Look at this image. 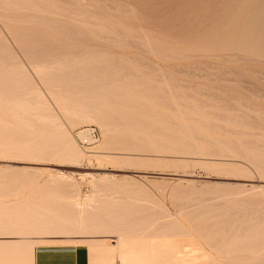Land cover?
Returning <instances> with one entry per match:
<instances>
[{
  "label": "rangeland",
  "instance_id": "rangeland-1",
  "mask_svg": "<svg viewBox=\"0 0 264 264\" xmlns=\"http://www.w3.org/2000/svg\"><path fill=\"white\" fill-rule=\"evenodd\" d=\"M15 1H20V3L18 2L19 5H28L24 7L21 5L18 7L20 9H13L14 11L9 8L4 10V8L0 7V9L2 8L4 10H0V66H2L0 67V77L2 76L1 78H4V80L0 78V96L4 98L11 96L10 94H12V90L17 89V92L21 93V96H23H19L20 98L23 99L25 95L30 99L32 97L35 98L34 101L33 98L31 99L33 103L35 102L34 104H31L35 106L37 100L40 99L38 96L42 95V102L47 103H44L46 105L42 104V108L45 109L47 108L45 106H49L51 109L48 108L46 110L50 109L48 113L52 110L56 118L53 119L54 116L52 113L51 115L49 114L52 119L49 118L48 115L44 114L45 112H43L44 110H42V108L40 111L37 110L39 114L43 113L44 117H46L45 119L48 123L44 121L45 119L42 121H44L43 123L46 122L51 127L50 129L48 126V131L45 129V127H47L46 124L42 129V121H36L37 123H40L39 125L36 124L35 120H41V118L38 119L37 117L39 114H31L32 116L25 115L26 117L23 116V118L18 116L19 118H17V116L15 117V115L7 110V107H2L3 104L0 103V115L2 114L1 112H3V110L1 111L2 108L5 109L4 113L6 111V115H3V113L2 118L0 117V204L2 202L4 206H10L15 203V201L21 202L23 200L34 198L35 200H39L42 196L46 197V195L43 194L47 192L44 191L50 189L55 193L53 192L51 197L49 194L52 193V191L50 190V192L48 191L49 194L47 193V197L49 196L51 199L50 203H52L51 207L47 204V207L49 208H52V206L59 203V201H62L63 204L64 199V202L66 201L64 206L66 207L65 204H67V206L70 207L68 203L73 202L72 200H78L80 204L81 202L83 204V200L87 197H90L96 204H106L109 201L115 200V198L118 200L120 199L119 201H122V203H126L127 200L130 199L138 198L140 201L142 200L140 205L144 207L152 206V210L150 209L151 214L149 211L143 212V216H146V218L150 215L154 216L155 214L153 213H156L157 215L155 216H158L168 212L169 214L166 213V215H169L168 217H173L174 215V218H176L171 219L174 221L177 220L179 224L182 223L181 226L183 227V230H185V228L187 229L185 235L180 234L167 237V234L161 232V234H164L166 237L163 235L160 237L158 236V232H160L158 229L161 228L155 226L153 229L151 228L148 230L150 233L152 232L151 234H132V236L134 235L133 237L128 236L122 241L120 245L121 248L118 246L117 234L112 230L106 231L105 233L103 232L104 234H97L94 232L80 234L75 233L74 231L70 233L72 230H69V232L66 231L64 234L56 235H44L40 231H38L39 233H33V231L28 232L23 229L21 235L9 232V230V233L5 231L0 233V242L28 243L33 244V246L35 243L37 245H76L79 243H85V241L77 242V240H102L105 238L108 244L113 245L110 249L113 253L114 260L116 259L120 263L119 252H123L125 256L129 255L127 257L128 259H126L130 264H256L264 258V227H262V225L264 226V219L263 223L262 220L261 223L259 222L260 220L258 221V219L264 218V209L261 208H264V206H262L264 205V58L260 57L257 53H251L252 55L247 54V56L246 53L234 49V46L232 45L237 39H239V31H242L243 27L242 20H246L247 17L252 16L261 9L264 10V0ZM28 1L29 3H27ZM67 1H69V3ZM46 5H48V7ZM31 6L35 8L30 9L32 8ZM36 6L38 8L40 7L38 11L35 10ZM50 6L52 8H50ZM53 8L54 10L52 11ZM47 9H49V12ZM29 10L32 11L29 12ZM56 10H58V12H55ZM67 11H72V13L68 14ZM73 11L76 12V14L74 13L76 16L73 14ZM62 12L64 13L62 14ZM51 22L54 23L51 25ZM59 22L62 25H60ZM50 26H53L52 29ZM216 40H219V42L222 43L223 47L221 50L211 47L212 43ZM237 58H239V61ZM244 58L247 60L250 58V61H247ZM64 60H66V62H64ZM74 60L77 63L74 62V64L79 65L81 63V66L82 64L87 66L88 63H90L91 66L88 65V68L85 66L88 75L84 71L85 68H83V66L79 69V71L81 70L80 72L72 71L75 68V65L72 62ZM61 61L63 64H61ZM67 61L71 62V64L68 63L66 65L65 63H67ZM86 61L87 64H84ZM58 62H60V64H57ZM2 63H5L3 64L5 66L1 65ZM10 63H13L16 66L17 64L22 65V67H20L26 70V74H28L26 77L27 79L24 80L20 78L18 80L17 78V81H13L17 76L14 70V73L12 72L11 74V76L14 77L13 80L7 77L5 78L3 75L6 73V69L9 68L7 66H10ZM13 64H11V67L14 66ZM34 64L38 67L37 69ZM100 64L102 67L101 73L99 70L100 68H98V65ZM19 65L17 67H19ZM58 65L61 66L62 72L59 71L60 67ZM65 65L66 67H64ZM69 65L74 67H69ZM40 67L42 69H47L48 71L49 69H51V71L56 70L58 76L53 73L55 75L52 80L51 78H53V74L51 71L49 72L52 74V77L49 78L50 76H47L48 71L45 73L46 70H41L44 71L43 74H46L45 76L47 77L42 79V77H40V70L39 72H36ZM2 68H5L3 69L4 71ZM82 69L84 72H82ZM91 69L93 71L95 69L97 70H95L96 72L94 71L95 74H93L94 72L92 73ZM64 71H67L68 73H63ZM58 72L61 76L64 74L67 76L66 74H69L71 79L69 77L65 79L63 76L61 79L63 82L60 81V79V82H58L56 77L61 78ZM37 73L39 75H37ZM89 73L92 75H89ZM97 75H99L100 78H97L95 81L94 78H96ZM73 76L80 80L86 76V79H83V84L78 79L81 82L80 84ZM89 77L90 79L88 80L90 82L88 83L87 78ZM28 78H31L32 80ZM48 78L52 81L47 82L49 81ZM44 79L47 81H43ZM243 79L246 82H244ZM5 80L9 83L11 81V83H6ZM72 80V84L78 82L80 86L74 84L73 87L70 83ZM92 80L95 82H97V80L100 81H98L99 84H95ZM18 81L20 82L18 83ZM127 81L132 83L129 85ZM12 82H15L16 85ZM93 82L95 85H98V87L94 86ZM104 84L107 86L106 88L103 87L105 90L102 89V86H105ZM107 84L110 85L108 86ZM22 85L25 89L21 87ZM61 87L63 90L68 88L66 92L64 91L65 93H69L70 91L68 97V93L65 95L63 90H61ZM65 87L67 88L64 89ZM27 88H33L34 90L38 88L40 93L33 89L32 92H30L31 90L28 92L29 89ZM82 88L84 90L81 92ZM107 88H110V91L108 90L109 92L107 91ZM124 88L126 89L125 91L123 90ZM140 88L142 89L141 91ZM88 89L92 90L91 92L94 94L93 96H95V94L107 96L110 93L114 94V92L115 94H118V96L115 94L109 95V100L111 99V96H113L111 103H109L108 98L107 100L90 98L92 96ZM95 89H97V91ZM143 89L147 91H144ZM149 90H153V94L155 91L156 92L153 95L150 94ZM119 91L121 95L119 94ZM122 91L126 95H124ZM148 91L150 96L148 95ZM253 91L254 94L252 93ZM2 92H4V94H2ZM17 92L16 94H18ZM130 92H134L135 94ZM160 93L162 95H160ZM71 95L72 97H70ZM147 96H149V98ZM162 96L164 98H162ZM26 97L24 98L25 100H27ZM115 97H119L118 99H121V101H117V98ZM159 97H161V101L159 100ZM59 98L63 99L60 100ZM113 98L116 99V103L113 102ZM71 99L74 101L76 100V102L83 101L85 104L90 103L95 109H98L97 107L99 105L96 104L98 103L97 100L100 103H105L106 107L104 106L103 110L105 109L106 115L108 116L107 118L110 119V125L107 122H104L105 124H102L104 126H101L100 124L99 126L98 123H95L96 120H94V122H92L93 120L87 122V119H84V121L82 120L84 123L75 119L71 120L74 116L72 115L74 113L71 114L73 110L71 108L68 109V107H71L74 103V101H70ZM69 101L72 103L71 105H69ZM138 101L140 103H136ZM175 101L179 104L186 105L185 107L183 105L180 106L179 109L186 110L187 113L185 114L184 121L186 125H189L190 127L188 130L192 131L181 130L182 133L179 132L180 125H182V119H179V116L173 113L168 105ZM63 102H67L66 104L68 107H66V104L64 105ZM118 102H123L125 106H129V104H126L127 102H132L134 103L132 105L130 103L132 109L134 105H138L139 108H141V112H132L131 107H129V112V109H125L127 106L123 108L124 104H119ZM110 104L113 106H110ZM187 104L190 105L188 106ZM115 105L119 109L123 108V111H118V108L115 110ZM118 105L122 106L119 107ZM64 106L67 110H72L70 114L68 111L67 115V110ZM187 106L196 108L197 111L195 112L188 109L186 108ZM142 109L147 112L149 109H152L154 110L152 111L154 113H147L149 115L147 116L146 112ZM63 111L65 112L63 113ZM115 111L119 112L120 116H114L116 114ZM142 111L145 114H142ZM164 114H168L172 121H163L164 119L162 118H164ZM116 115L119 114L117 113ZM27 116H29V118L31 117V119ZM34 116H36L37 119ZM154 116L157 118H154ZM134 117H137L136 119L140 121L135 120ZM24 118H27L30 121L24 123V120H27ZM47 118H49L50 122L52 120V123L56 122L55 126L57 124V127L53 128L52 125H50L52 123H50ZM107 118H105V120H107ZM114 118L116 119V123ZM131 118L133 121L130 120ZM194 118H197L200 122H203L205 119V122L203 123L208 122L207 124L209 126V123H214L216 126H212L214 128H211L207 127V125L205 128L204 125L206 124L202 123L201 125L199 121H193ZM109 119L107 121H109ZM145 119H148L150 123H154L152 125H157L160 129L155 126L154 129L148 121L145 122ZM252 119L256 120L257 123L259 121V123L262 122V124H260L261 126L256 127V122L254 120L252 122ZM117 121H119V123ZM121 121L129 123L127 124L129 125L127 126L129 128L125 127ZM160 121L162 123H160ZM135 122H137V124ZM140 122L144 124V126ZM146 123L148 126H145ZM167 125L168 127H166ZM118 126H120L119 129H117ZM137 126H140L141 128H138ZM135 127L137 128L136 130H134ZM58 128L60 129L59 131L66 134L65 137H69V140L71 139L72 142L67 139L69 141V143H67L68 141L66 138L61 136L64 135L62 133L60 134L61 137L58 136L57 138L56 135L60 133ZM143 128H145L144 133ZM162 128L165 132L170 134L171 139L168 138L170 136L167 133H163L164 131ZM55 129H57V133H52ZM88 129H95V140H89V134H87L88 136L81 135V132L83 133L85 130L89 131ZM159 130L162 131L159 132ZM156 132L164 134L165 138L158 135ZM188 132L189 134L191 132L194 134L189 135ZM53 134L54 136H52ZM113 134L118 135L114 138L116 135L114 136ZM130 136L133 138L131 139ZM15 137L16 140L14 139ZM53 137L57 139L60 137V140H55ZM110 137L113 138V140ZM158 137L162 138L158 139ZM17 138L19 140H17ZM61 138H63V140L65 139L66 142L62 141V145L60 146V144H58V146L62 148L64 147L65 149H61V152H58L60 151V147L56 144L62 140ZM151 138H154L153 141ZM114 140L119 144H115ZM185 140L189 142L185 143ZM56 141L59 142L56 143ZM121 142H123V145ZM134 142L139 145L136 146ZM53 143H55L54 146ZM63 143L66 144L63 146ZM111 143L113 144L111 145ZM69 144L70 146L73 145L72 147L75 148L78 153H74L75 149L72 151L73 148L71 149ZM140 144H143L144 147ZM145 144L149 147H146ZM190 144L191 146L194 144V147H191ZM195 144L198 147H196ZM125 145L132 146L133 148ZM51 146L55 148H50ZM180 146H182V149L179 148ZM56 147L58 148L56 149ZM54 149L55 151H53ZM69 149L71 151H69ZM180 149L181 152L179 151ZM46 151H48L49 154L48 152L46 153ZM196 151L199 152L197 153ZM53 152H55V155ZM56 152L60 153V156ZM67 153L74 154V158L68 156V159L66 156L69 154ZM176 173L177 175L190 176V178L187 182L179 181ZM103 178L110 181L103 180ZM5 180H7V182ZM2 188H4V190ZM9 190L13 191V195L10 194L12 196L8 197L6 196V192ZM17 191H20L18 192L19 195H16L18 194ZM56 193L57 197L54 196ZM39 194L41 197L37 196ZM2 196H4V198ZM45 197H42L41 199L45 200ZM47 197L45 201L49 199ZM52 198L54 199L52 200ZM145 198L147 199L144 200ZM238 206H242V211L247 207L248 211H250H243V213L240 210V212L239 209H241V207L238 208ZM66 208H62L61 211L63 212L64 210V213L66 212L65 214L70 215L71 211L69 209H72V207L67 208L68 211H70V214L66 211ZM251 209H254L255 212ZM73 210L74 208L72 209V213H74ZM77 210L78 209L75 208V211ZM196 212H199L200 215ZM201 213L203 214L201 215ZM192 214H196L197 217H193ZM176 215H178V217ZM184 215L186 218H183L182 221L181 218L182 216L184 217ZM189 215H192L193 219ZM206 217L209 219V224H211V222L214 224V226L211 224V227H214V229H211L209 224H204V222L207 221ZM227 218L232 220L236 218L237 220L232 223V220H226ZM252 218L255 219V221ZM217 219H219L220 222L225 220L226 224L228 223L230 226L235 225L237 226V229L234 228L235 226H229V228L228 225L226 226L225 223L222 222V224H224L223 226L226 228L224 231V227L219 225L220 222ZM248 219L250 221L246 222V224L248 223L247 225L245 222L243 223V220L246 221ZM185 220L186 222H184ZM192 220L193 224L191 222ZM200 221L203 222V225ZM213 221H215L217 225H215ZM236 221L243 224L236 223ZM190 224L193 225L192 228L195 231L191 228L192 225ZM237 224L243 227L241 228V226H239L238 228ZM252 224L256 227L254 225L253 227ZM194 225L202 227L197 229L198 227L196 228ZM215 226L219 228L216 227L217 230H215ZM227 227L229 228V231ZM246 227H248L247 230H243L246 229ZM205 229L208 232L205 231ZM218 229H222L221 233ZM240 229H242L241 232ZM202 230L206 234L205 236H201V234H204ZM217 231H219V233ZM187 233L191 236L187 235ZM212 234L215 237L213 240L217 242L216 244L218 247L217 245L212 244V242L215 243V241L211 240ZM207 235L210 236V239H208L209 236ZM232 236L235 237L234 240L233 238L231 239ZM261 240L263 241L261 242ZM231 241L233 243H231ZM208 244L211 245L209 246ZM238 245L241 246V249ZM260 245H262L261 247L263 248L261 250ZM243 246L247 248V251ZM121 257L124 258L122 255ZM137 259L140 260L136 261ZM123 261L124 260L122 259V262Z\"/></svg>",
  "mask_w": 264,
  "mask_h": 264
},
{
  "label": "bare ground",
  "instance_id": "bare-ground-1",
  "mask_svg": "<svg viewBox=\"0 0 264 264\" xmlns=\"http://www.w3.org/2000/svg\"><path fill=\"white\" fill-rule=\"evenodd\" d=\"M23 1V0H22ZM21 1V2H22ZM30 1H32V0H30ZM44 1V0H43ZM47 1V0H46ZM0 2H1V4H0V7H2V8H4V10L5 9H11V10H17V8L18 7H20L21 5H22V7H24V6H27V5H25L24 4V6H23V4H21V5H19V3H20V1H15V0H0ZM25 2V1H24ZM68 3H69V1H67ZM26 3V2H25ZM27 3H29V1L27 2ZM31 3V2H30ZM33 3H34V1H33ZM46 3H48V2H46ZM71 3V2H70ZM112 3V2H111ZM42 4H43V2H42ZM51 4V3H50ZM67 4V3H66ZM72 4V3H71ZM32 5V4H31ZM45 5V4H44ZM65 5V4H64ZM30 6V5H29ZM47 7H48V5H46ZM58 6V5H57ZM32 8H30V9H34L33 8V6H31ZM68 7V6H67ZM0 9V10H3V9ZM27 8V7H26ZM29 8V7H28ZM40 8V7H39ZM39 8L36 6V9L35 10H39ZM41 8H43V7H41ZM50 8H52L51 6H50ZM49 8V9H50ZM18 9H20V8H18ZM49 9H47V11L49 12ZM64 9V8H63ZM3 10V11H4ZM11 10H10V12H11ZM13 10V11H14ZM54 10V8L52 9V11ZM65 10V9H64ZM75 10V9H74ZM19 11V10H18ZM21 11V10H20ZM24 11H26V10H24ZM30 11H32V10H29V12ZM51 11V10H50ZM51 11V12H52ZM66 11V10H65ZM34 12V11H33ZM32 12V13H33ZM44 12V11H43ZM55 12H58V10H56ZM68 12V14L70 13H72V11H67ZM79 12V11H78ZM77 12V13H78ZM13 13H15V12H13ZM59 13H61V12H59ZM64 12H62V14H63ZM76 14V12H74L73 11V14ZM130 13V12H129ZM128 13V14H129ZM31 14V13H30ZM42 14V13H41ZM50 14V13H49ZM54 14V13H53ZM74 14V15H75ZM33 15V14H32ZM59 15V14H58ZM65 15V14H64ZM79 15V14H78ZM97 15V14H96ZM134 15V14H133ZM132 15V16H133ZM37 16V15H36ZM62 16V15H61ZM68 16V15H67ZM76 16V15H75ZM99 16V15H98ZM131 16V17H132ZM23 17H24V15H23ZM73 17V16H72ZM78 17V16H77ZM134 17V16H133ZM29 18V17H28ZM33 18V17H32ZM75 18V17H74ZM73 18V19H74ZM234 18H236V17H234ZM48 19V18H47ZM83 19V18H82ZM26 20V19H25ZM80 20V19H79ZM86 20V19H85ZM11 21V20H10ZM24 21V20H23ZM36 21V20H35ZM77 21V20H76ZM83 21V20H82ZM38 22H39V20H38ZM42 23V22H41ZM40 23V24H41ZM52 23H54V22H51V25H52ZM58 23V22H57ZM60 23V22H59ZM113 23H115V22H113ZM49 24V23H48ZM59 25V24H58ZM60 25H62L61 23H60ZM66 25V24H65ZM210 25V24H209ZM242 31H239V39H237L236 40V42H234L232 45L234 46V49H236V50H238V51H241V52H243V53H246V55L248 54H251V53H257L260 57H262V58H264V10L263 9H261L259 12H256V13H254L252 16H249V17H247V19L246 20H242ZM51 27V26H50ZM53 27V26H52ZM52 27H51V29H52ZM69 27V26H68ZM84 27V26H83ZM54 29V28H53ZM50 30V29H49ZM59 30V29H58ZM64 30H65V28H64ZM69 30V29H68ZM239 30V29H238ZM54 31H55V29H54ZM110 31V30H109ZM57 32V31H56ZM121 32V31H120ZM226 32V31H225ZM111 33V32H110ZM237 33V32H236ZM61 34H63V33H61ZM65 34V33H64ZM119 35V34H118ZM121 35H123V34H121ZM69 36H70V33H69ZM127 36V35H126ZM66 37V36H65ZM116 37H117V35H116ZM119 37V36H118ZM221 37V36H220ZM36 38V37H35ZM142 38V37H141ZM222 38V37H221ZM33 39V38H32ZM38 39H39V37H38ZM111 39V38H110ZM35 40V39H34ZM115 40H117V39H115ZM122 40V39H121ZM118 41V40H117ZM124 41V40H123ZM82 42V41H81ZM26 43V42H25ZM3 44V43H2ZM6 44V43H5ZM30 44V43H29ZM30 46V45H29ZM48 46V45H47ZM50 46V45H49ZM23 47H25V46H23ZM35 47V46H34ZM45 47V46H44ZM53 47V46H52ZM150 47V46H149ZM211 47L212 48H215V49H220L221 50V48L223 47L222 46V43L221 42H219V40H216V41H214L213 43H212V45H211ZM58 48V47H57ZM196 48V47H195ZM40 49V48H39ZM55 49V48H54ZM9 50V49H8ZM62 50V49H61ZM233 50V49H232ZM36 51V50H35ZM39 51H41V50H39ZM44 51V50H43ZM4 52H6V51H4ZM10 52V51H9ZM13 52V51H12ZM69 52V51H68ZM42 53V52H41ZM47 53V52H46ZM73 53V52H72ZM8 54V53H7ZM40 54V53H39ZM75 54V53H74ZM73 54V55H74ZM5 55V54H4ZM3 55V56H4ZM41 55V54H40ZM190 55V54H189ZM247 55V56H248ZM252 55V54H251ZM64 56V55H63ZM71 56V55H70ZM103 56V55H102ZM35 57H36V55H35ZM40 57V56H39ZM79 57V56H78ZM208 57V56H207ZM231 57H233V56H231ZM259 57V58H260ZM5 58V57H4ZM217 58V57H216ZM221 58H223V57H221ZM229 58V57H228ZM236 58V57H235ZM241 58H242V56H241ZM71 59V58H70ZM219 59V58H218ZM231 59V58H230ZM238 59V61H239V58H237ZM236 59V60H237ZM245 60H247L246 58H244ZM261 59V58H260ZM0 60H1V58H0ZM7 60V59H6ZM10 60H11V58H10ZM10 60H9V62H10ZM16 60H17V58H16ZM68 60V59H67ZM227 60V59H226ZM234 60V59H233ZM19 61V60H18ZM55 61H57V60H55ZM70 61V60H69ZM69 61H67V63H65L66 65L69 63V64H71V62H69ZM76 61H77V59H76ZM83 61V60H82ZM85 61V60H84ZM230 61V60H229ZM238 61H236V62H238ZM241 61V60H240ZM247 61H250V58L247 60ZM256 61V60H255ZM4 62V61H3ZM15 62V61H14ZM40 62H41V60H40ZM47 62V61H46ZM64 62H66V60H64ZM73 62V64H74V62H75V60L74 61H72ZM78 62V61H77ZM89 62H90V60H89ZM97 62V61H96ZM222 62V61H221ZM233 62V61H232ZM234 62H235V60H234ZM16 63V62H15ZM44 63H45V61H44ZM52 63V62H51ZM76 63V62H75ZM80 63V62H79ZM227 63V62H226ZM3 64H5V63H2L1 65H3ZM11 64H13V63H10L9 65L10 66H7V67H9V68H7L6 69V73H4V77L6 78H9V79H12L13 80V78L14 77H12L11 76V74H12V72L14 73V71H15V74L18 76H16V78L13 80V81H15L17 78H18V80L21 78V79H27L26 77L28 76V74H26V70H24L23 68H21L22 67V65H19V64H17V66L19 65V67H17L16 65H14V66H12L11 67ZM54 64V63H53ZM57 64H60V62H58ZM57 64H55V65H57ZM61 64H63V62L61 61ZM77 64V63H76ZM76 64H74L75 65V68L72 70L73 72H77V71H79V69H81L82 68V66H83V68H85V66L82 64V66L80 65H76ZM84 64H87V61L84 63ZM93 64V63H92ZM39 65V64H38ZM54 65V66H55ZM66 65L64 66V67H66ZM88 65H90V63H88ZM86 66L87 68L89 67V66ZM97 65V64H96ZM236 65H237V63H236ZM3 66H5V65H3ZM16 66V67H15ZM21 66V67H20ZM34 66H35V64H34ZM53 66V67H54ZM59 66V65H58ZM70 66H72V65H69V67ZM91 66V65H90ZM99 67L98 68H100L99 70H100V73L102 72L101 70V64L100 65H98ZM103 66V65H102ZM110 66V65H109ZM118 66V65H117ZM0 67H2V66H0ZM11 67V68H10ZM36 67V66H35ZM35 67H33V68H35ZM48 67V66H47ZM60 67V70L59 71H61L62 72V68H61V66H59ZM72 67H74V66H72ZM107 67V66H106ZM210 67V66H209ZM234 67V66H233ZM38 67H36V69H37ZM46 68V67H45ZM93 68V67H92ZM96 68V67H95ZM98 68H96V69H98ZM109 68V67H108ZM213 68V67H212ZM1 69V68H0ZM3 69H5V68H2V70ZM36 69H35V71H36ZM56 69V68H55ZM90 69V68H89ZM95 69V70H96ZM107 69V68H106ZM240 69V68H239ZM14 70V71H13ZM39 70H40V72H41V76L40 77H42V79L43 78H47L45 75L46 74H43L44 73V71H41V70H46L45 71V73H47V69H42L41 67H40V69H38L36 72H39ZM64 70V69H63ZM92 70V69H91ZM94 70V71H95ZM116 70V69H115ZM242 70V69H241ZM4 71V70H3ZM49 71H51V69H49ZM48 71V75L47 76H50L49 78H51L52 77V74L53 73H55V74H57L56 73V70L54 71V70H52L51 72H52V74L50 73ZM54 71V72H53ZM81 71V70H80ZM79 71V72H80ZM86 73L88 72L87 70H86V68H85V70H84ZM83 71V69H82V72H84ZM93 70H92V73L94 72ZM97 71V70H96ZM95 71V72H96ZM243 71H244V69H243ZM68 73L67 71H64L63 73ZM90 72V71H89ZM95 72L93 73V74H95ZM232 72V71H231ZM49 73H50V75H49ZM59 73V72H58ZM234 73H237V72H234ZM2 74V73H1ZM42 74H43V76H42ZM55 74H53V78H51L52 80L54 79V75ZM91 73H89V75H90ZM104 74V73H103ZM227 74V73H226ZM14 75V74H13ZM37 75H39L38 73H37ZM67 76H65V74L63 75L64 77H65V79L67 78V77H69V74H66ZM87 75H88V73H87ZM86 75V76H87ZM92 75V74H91ZM105 75H106V73H105ZM104 75V76H105ZM234 75V74H233ZM240 75V74H239ZM36 76V75H35ZM45 76V77H44ZM57 76H58V74H57ZM59 76H61L60 75V73H59ZM63 76H61V78H59V77H56L57 78V80H58V82H60V81H62L61 79H62V77ZM86 76H84L85 78H83L84 80L86 79ZM97 76H99V75H97ZM96 76V78H94V80L96 81V79L98 78H100V76H101V74H100V76L99 77H97ZM220 76V75H219ZM2 77V76H1ZM0 77V78H1ZM74 78H75V76H73ZM77 77V76H76ZM79 77V76H78ZM230 77V76H229ZM228 77V78H229ZM238 77V76H237ZM243 77V76H242ZM48 78V79H49ZM55 78V79H56ZM70 78V77H69ZM81 78V77H80ZM111 78V77H110ZM157 78V77H156ZM227 78V79H228ZM232 78V77H231ZM2 79V78H1ZM28 79H30V80H32L31 78H28ZM42 79H40V80H42ZM51 79H49V81H47L46 79H44L43 81H47V82H50V81H52ZM59 79H60V81H59ZM71 79V78H70ZM75 79H77V78H75ZM79 79V78H78ZM77 79V80H78ZM83 79H79L81 82H82V84L84 83L83 81ZM88 79H90V77L89 78H87V80ZM264 79V78H263ZM2 80H4V78L2 79ZM8 80V79H7ZM23 80V81H24ZM78 80V82L81 84V82ZM87 80H86V83H87ZM94 80H92V81H94ZM103 80V79H102ZM244 80V79H243ZM17 81V80H16ZM21 81V80H20ZM20 81H18V83L20 82ZM28 81V80H27ZM55 81V80H54ZM54 81H53V83H54ZM66 81V80H65ZM94 81V82H95ZM98 81H100V80H97V82H95V84H99V82ZM229 81V80H228ZM231 81H232V79H231ZM235 81V80H234ZM5 82H6V80H5ZM29 82V81H28ZM46 82V83H47ZM63 82V81H62ZM62 82H61V84H62ZM69 82V81H68ZM72 82H73V80L72 81H70V83L72 84ZM78 82L77 83H74V84H78ZM90 81L88 80V83H89ZM94 82H93V84H94ZM244 82H246L245 80H244ZM6 83H9V82H6ZM10 83H11V81H10ZM9 83V84H10ZM12 83H14L15 84V82H12ZM22 83V82H21ZM45 83V84H46ZM127 83H129V85L132 83V82H129V81H127ZM126 83V84H127ZM234 83V82H233ZM249 83V82H248ZM247 83V84H248ZM252 83V82H251ZM23 84H24V82H23ZM33 84V83H32ZM49 84V83H48ZM60 84V83H59ZM58 84V85H59ZM67 84V83H66ZM66 84H64V85H66ZM74 84H72V86L74 85ZM91 84V83H90ZM90 84H88V85H90ZM94 84V86H97L98 87V85H95ZM102 84V83H101ZM147 84V83H146ZM16 85V84H15ZM54 85H56V84H54ZM53 85V86H54ZM69 85V84H68ZM75 85V86H76ZM79 85V84H78ZM77 85V86H78ZM105 85V84H104ZM108 86L110 85V84H107ZM4 86V85H3ZM6 86V85H5ZM12 86V85H11ZM25 86V85H24ZM28 86V85H27ZM62 86V85H61ZM80 86V85H79ZM91 86H92V84H91ZM18 87V86H17ZM21 87H23V85L21 86ZM68 87V86H67ZM67 87H65L64 89H66ZM74 87V86H73ZM97 87H95V88H97ZM101 87V86H100ZM103 87H107L106 85L105 86H102V89H104ZM146 87V86H145ZM3 88V87H2ZM4 88H6V87H4ZM15 88V87H14ZM19 88V87H18ZM24 88V87H23ZM23 88H21V89H23ZM50 88V87H49ZM58 88V87H57ZM126 88H127V86H126ZM229 88V87H228ZM1 89V88H0ZM7 89H8V86H7ZM6 89V90H7ZM25 89V88H24ZM27 89H29V88H27ZM33 89V88H32ZM32 89H29L28 90V92L30 91V92H32ZM68 89V88H67ZM67 89L66 90H63L62 89V87H61V90H63V93L66 95L67 93H65L66 91H67ZM115 89V88H114ZM244 89H246V88H244ZM249 89V88H248ZM256 89V88H255ZM261 89V88H260ZM10 90H11V88H10ZM20 90V89H19ZM34 90V89H33ZM35 90H37L38 91V88L37 89H35ZM34 90V91H35ZM84 89L82 88V90H81V92L83 91ZM96 91H97V89H95ZM105 90V89H104ZM110 91V88L108 89L107 88V91ZM124 91L126 90L125 88L123 89ZM136 90H138V89H136ZM142 89L140 88V91H141ZM144 91H147V90H145V89H143ZM250 90V89H249ZM15 91V92H14ZM65 91V92H64ZM88 91H89V93H91V96L92 97H90V98H98V99H105V100H107V98H108V100H109V98H110V96L109 95H114L115 94V92H114V94H112V93H110L109 95H107V96H109V97H107L106 95H96L95 94V96H93L94 94H92V90H90V89H88ZM87 91V92H88ZM102 91V90H101ZM108 91V92H109ZM111 91H114V90H111ZM121 91V90H120ZM120 91H119V94L121 95V93H120ZM139 91V90H138ZM150 91V90H149ZM149 91H148V95L150 96V94H153V90L152 91H150V94H149ZM167 91V90H166ZM260 91V90H259ZM16 92H17V89L16 90H12V94H10L11 96H8V97H6V98H4V97H2V96H0V103L1 104H3L2 105V107H4V108H6L7 107V110H9L10 112H11V114H13V115H15V117L17 116V118H19L20 116V118H23V116L24 117H26L25 115H33V114H39V112L38 111H40V109L42 108V104H44V103H46V102H42V95L41 96H38V97H40V99L39 100H37V103L35 104V106H33L32 104H34L33 102H32V98L30 99V98H27L26 97V95H25V97L27 98V100H25L24 98L22 99V98H20L19 96H21V93H18V94H20V95H18V94H16ZM39 93H40V91H38ZM38 92H36L37 94H39ZM107 92V93H108ZM152 92V93H151ZM156 92V91H155ZM155 92H154V94H155ZM7 93H8V91H7ZM56 93V92H55ZM72 93V92H71ZM122 93L124 94V95H126L123 91H122ZM126 93H127V91H126ZM130 93H134V92H130ZM166 93H168V92H166ZM253 94H254V91L252 92ZM2 94H4V92H2ZM135 94V93H134ZM139 94V93H138ZM153 94V95H154ZM68 95H70V91H69V93L67 94V97H68ZM116 96H118V94H115ZM130 95V94H129ZM129 95H127V96H129ZM146 95V94H145ZM160 95H162L161 93H160ZM181 95V94H180ZM28 96V95H27ZM30 96V95H29ZM33 96V95H32ZM149 96H147L148 98H149ZM216 96V95H215ZM264 96V95H263ZM21 97H23V96H21ZM35 97V96H34ZM70 97H72V95L70 96ZM82 97V96H81ZM112 97L113 96H111V99H112ZM125 97V96H124ZM130 97V96H129ZM158 97V96H157ZM223 97V96H222ZM76 98H78V97H76ZM115 98H117V97H115ZM115 98H113V102H115L116 103V99ZM119 98V97H118ZM117 98V101L118 100H120L121 101V99H118ZM153 98V97H152ZM155 98H156V96H155ZM154 98V99H155ZM161 97H159V100L161 101V99H160ZM162 98H164L163 96H162ZM221 98V97H220ZM257 98V97H256ZM31 100V102H30V100ZM44 99V98H43ZM60 99V98H59ZM61 99H63V98H61ZM60 99V100H61ZM73 99H75V98H73ZM73 99H71L70 101H74ZM111 99L108 101L109 103H111ZM115 99V100H114ZM131 99H133V98H131ZM167 99H168V96H167ZM35 100V98H33V101ZM89 100V99H88ZM87 100V101H88ZM138 100V99H137ZM141 100V99H140ZM171 100V99H170ZM220 100V99H219ZM62 101H65V100H62ZM62 101H60V102H62ZM70 101L68 102V103H70ZM90 101V100H89ZM132 101H134V100H132ZM159 101V102H160ZM172 101V100H171ZM91 102V101H90ZM97 102L98 103H96V104H99L98 105V109H95L94 107H92L91 106V104L89 103H87V104H85L83 101L82 102H76V100L74 101V105L72 104V103H70L69 105H71L72 104V106L71 107H68L67 106V102L66 103H64L63 102V104L65 105L66 104V107H68V109H72V110H67L66 108H65V106H64V108L67 110V115H68V111H69V114H70V112H71V114L72 113H74V114H72V115H74L72 118H71V120H78L79 122H82V120L84 121V119H87L86 121L87 122H89L90 120H93L92 122H94V120H96V122L95 123H98V125L100 124L101 126H104V125H102V124H105L106 122L109 124L110 123V119L109 118H107L108 116L106 115V112H105V109L103 110V107L105 106L106 107V104L105 103H100L98 100H97ZM32 103V104H31ZM77 103V104H76ZM119 104H124L123 102H118ZM130 103H131V105L132 104H134V103H132V102H127L126 104H129V106H125V104L123 105V108H125V109H129V112H130V108L129 107H131L130 106ZM136 103H140L139 101L138 102H136ZM161 103V102H160ZM163 103V102H162ZM165 103V102H164ZM47 104V103H46ZM46 104H44V105H46ZM59 104V103H58ZM109 105V104H108ZM107 105V106H108ZM112 104H110V106H111ZM167 105V104H166ZM169 106H170V108H171V110H172V112L173 113H175V114H177L178 116H179V119L181 118L182 119V125H180V130H179V132H181L182 133V131H192V130H188L190 127H189V125L187 126L186 125V123H185V114L187 113L186 112V110H180L179 109V107L180 106H186L185 104H179L178 102H174V103H172V104H168ZM188 105V104H187ZM190 105V104H189ZM188 105V106H189ZM229 105H230V103H229ZM94 106V105H93ZM96 106V105H95ZM113 106V105H112ZM119 107L120 106H122V105H118ZM186 107V108H188V109H191V110H193V111H197L196 110V108H193V107ZM209 106V105H208ZM45 107H47V108H45V109H43L42 108V110H44L43 112H45L44 114L45 115H48V117L49 118H51V113H52V115L54 116V118L53 119H55L56 117H55V115L53 114V111L51 112H49L48 113V111L51 109L49 106H45ZM62 107H63V105H62ZM61 107V108H62ZM87 107V108H86ZM109 107V106H108ZM115 107H116V105H115ZM164 107V106H163ZM168 107V106H167ZM231 107H232V104H231ZM0 108H1V106H0ZM9 108V109H8ZM48 108H50L49 110H46V109H48ZM118 107H116V108H114L115 110L117 109ZM122 108V107H121ZM123 108L122 109H119L118 108V111L119 110H122L123 111ZM144 108V107H143ZM151 108V107H150ZM183 108V107H182ZM63 109V108H62ZM65 109H63V110H65ZM114 109H111V110H114ZM131 109H132V107H131ZM141 108H139V106L138 105H134L133 106V109H132V112H136V111H140L141 112V110H140ZM145 109V108H144ZM148 109V108H147ZM3 110V112H1L2 114L4 113V110L5 109H1V111ZM38 110V111H37ZM42 110H41V112H42ZM65 110V111H66ZM98 110V111H97ZM108 110H109V108H108ZM143 110V109H142ZM157 110V109H156ZM242 110V109H241ZM9 111H8V113H9ZM65 111H63V113L65 112ZM110 111V110H109ZM126 111V110H125ZM124 111V112H125ZM144 111V110H143ZM142 111V114L144 113V112H146V114L147 113H149V114H152V113H154V112H152V111H154V110H152V109H149V111L147 112V111H144L143 112ZM116 112V111H115ZM127 112V111H126ZM129 112H127V113H129ZM131 112V113H132ZM137 112V113H138ZM244 112V111H243ZM242 112V113H243ZM5 113H6V111H5ZM3 114V115H6V114ZM110 113H111V111H110ZM119 114V115H116V114ZM126 113V114H127ZM172 113V114H173ZM2 114L0 115V117L2 118ZM10 114V115H11ZM43 114V113H42ZM42 114H39L37 117H38V119L39 118H41V120L39 121V120H35V122L36 121H38V122H41L42 120H44L46 117H44V114L42 115ZM50 114V115H49ZM115 114V113H114ZM116 114L114 115V116H120V113L119 112H116ZM125 114V113H124ZM145 114V113H144ZM156 114V113H155ZM9 115V114H8ZM31 115V116H32ZM106 115V116H105ZM123 115V114H122ZM136 115V114H135ZM134 115V116H135ZM247 115V114H246ZM19 116V117H18ZM36 116H34V117H36ZM70 116V115H69ZM68 116V117H69ZM124 116V115H123ZM147 116H149L148 114H147ZM177 116V117H178ZM221 116V115H220ZM10 117V116H9ZM28 118H29V116H27ZM37 117H36V119H37ZM42 117H44V118H42ZM125 117V116H124ZM124 117H122V118H124ZM133 117V116H132ZM14 118V117H13ZM49 118H47L48 119V121L50 122V120H49ZM105 118H107V120L109 119V121H107V120H105ZM117 118V117H116ZM135 118V120H138V119H136L137 117H134ZM140 118V117H139ZM154 118H157L156 116H154ZM162 118V117H161ZM176 118V117H175ZM187 118V117H186ZM237 118V117H236ZM235 118V119H236ZM242 118V117H241ZM240 118V119H241ZM24 119H27V118H24ZM29 119H31V117L29 118ZM34 119V118H33ZM52 119V118H51ZM69 119V118H68ZM115 119V118H114ZM113 119V120H114ZM141 119V118H140ZM144 119V118H143ZM162 119H164L163 121H172L171 120V117L167 114V115H165L164 114V118H162ZM161 119V120H162ZM178 119V120H179ZM192 119V118H191ZM225 119H227V118H225ZM3 120V119H2ZM5 120V119H4ZM20 120V119H19ZM81 120V121H80ZM130 120H132V118L130 119ZM146 121L145 122H147L148 121V119H145ZM150 120H151V118H150ZM174 120V119H173ZM197 120V118L195 119H193V121H196ZM205 120V119H204ZM203 120V122H205ZM244 120V119H243ZM243 120H240V121H243ZM249 120V119H248ZM253 120L254 119H252V122H253ZM22 121H23V119H22ZM21 121V122H22ZM26 121H30V120H24V123H26ZM32 121V120H31ZM34 121V120H33ZM44 121H46L47 122V120L45 119ZM44 121H42L41 122V126L43 125V127H42V129L45 127L44 125L46 124L47 125V127H45V129H47L48 130V122L46 123H43ZM55 121V120H54ZM56 121H58V120H56ZM85 121V122H86ZM115 121V123H116V119L114 120ZM133 121V120H132ZM138 121H140V120H138ZM137 121V122H138ZM153 121V120H152ZM197 121H199L200 122V120H197ZM255 122H256V120H254ZM257 121H259V120H257ZM105 122V123H104ZM118 123H119V121H117ZM121 122H123V121H121ZM137 122H135L136 124H137ZM149 122V121H148ZM203 122H200V124L202 125V123ZM207 122V121H206ZM248 122V121H247ZM260 122V121H259ZM257 123L256 122V124H258V125H256L255 123V126L257 127H259V126H261L260 124H262V122L261 123ZM50 123H52V120H51V122ZM49 123V124H50ZM56 123V122H55ZM55 123H52V124H50V125H52V127L54 128H56L57 127V124H56V126H55ZM58 123V122H57ZM75 123H76V121H75ZM82 123H84V122H82ZM131 123H133V122H131ZM130 123V124H131ZM141 123V122H140ZM160 123H162L161 121H160ZM208 123V122H207ZM207 123H203V124H206V125H204L205 126V128H206V126L208 125ZM232 123V122H231ZM15 124V123H14ZM21 124V123H20ZM22 124H23V122H22ZM36 124L37 125H39L40 123H37L36 122ZM53 124H54V126H53ZM60 124V123H59ZM79 124V123H78ZM107 124V125H108ZM125 127H127V126H129V125H127V124H129V123H122ZM139 124V123H138ZM142 124V123H141ZM140 124V125H141ZM147 124V123H146ZM145 124V126H148V124L146 125ZM149 124H154V123H150L149 122ZM156 124V123H155ZM170 124V123H169ZM168 124V125H169ZM172 124V123H171ZM210 124V126L208 125L207 127H211V128H214V127H212V126H216L214 123H209ZM239 124V123H238ZM237 124V125H238ZM24 125V124H23ZM28 126H30L29 124H27ZM99 125V126H100ZM110 125V124H109ZM116 125H118V124H116ZM120 125V124H119ZM143 126H144V124H142ZM162 125V124H161ZM168 125L166 126V127H168ZM241 125V124H240ZM16 126V125H15ZM41 126H39V127H41ZM59 126V125H58ZM142 126V127H143ZM153 126V128H154V126L155 125H152ZM170 126V125H169ZM204 126H203V129H204ZM11 127V126H10ZM23 127V126H22ZM25 127V126H24ZM111 127V126H110ZM109 127V128H110ZM122 127V126H121ZM138 128L140 127V126H137ZM155 127H158L157 125L155 126ZM163 127V126H162ZM171 127V126H170ZM244 127V126H243ZM49 128L51 129V127L49 126ZM61 128V127H60ZM100 128H102V127H100ZM108 128V129H109ZM120 128V126H118L117 127V129H119ZM127 128H129V127H127ZM141 128V127H140ZM146 128V127H145ZM145 128H143V133H144V129ZM149 128H150V125H149ZM159 129H160V127H158ZM174 128V127H173ZM219 128V127H218ZM12 129V128H11ZM44 129V130H45ZM62 129H63V127H62ZM105 129V128H104ZM134 129V128H133ZM137 128L135 127V129L134 130H136ZM155 129V128H154ZM154 129H153V131H154ZM210 129V128H209ZM264 129V128H263ZM39 130V129H38ZM47 130H45V131H47ZM60 129L58 128V131H59ZM112 130L114 131V129L112 128ZM157 130V129H156ZM162 130L164 131V129L162 128ZM162 130H159V132H161ZM182 130V131H181ZM208 130V129H207ZM43 131V130H42ZM49 131V130H48ZM57 131V129H55V131H51L52 133H55ZM115 131H116V129H115ZM117 131H119V130H117ZM131 131H133V130H131ZM168 131H170V130H168ZM12 132V131H11ZM60 132V133H59ZM58 133L59 134H55L56 136H57V138H58V136H60V134L62 133L61 131H59ZM88 131L87 130H85V132H81V135L83 134V135H86V136H88L87 133ZM129 132H130V130H129ZM134 132H136V131H134ZM155 132V131H154ZM178 132V131H177ZM195 132V131H194ZM242 132V131H241ZM57 133V132H56ZM67 133V132H66ZM152 133V132H151ZM157 133V132H156ZM163 133H167L168 134V132H163ZM171 133V132H170ZM39 134V133H38ZM49 134V133H48ZM47 134V135H48ZM62 134H64V133H62ZM158 135H160V136H162V137H164L165 138V136H164V134H159V133H157ZM187 134V133H186ZM188 134H189V132H188ZM187 134V135H188ZM194 134V133H193ZM192 134V132L189 134V135H193ZM5 135V134H4ZM44 135V134H43ZM43 135H42V137H43ZM65 135L66 134H64V135H61V136H64L65 137ZM114 136L116 135V134H113ZM118 135V134H117ZM117 135L114 137V138H116L117 137ZM150 135V134H149ZM154 135V134H153ZM169 136H170V134H168ZM172 135V134H171ZM184 135H185V133H184ZM188 135V136H189ZM240 135V134H239ZM52 136H54V134L52 135ZM60 136V137H61ZM70 136V135H69ZM112 136V135H111ZM155 136V135H154ZM177 136V135H176ZM187 136V137H188ZM263 136V135H262ZM3 137V136H2ZM6 137V136H5ZM47 137V136H46ZM60 137H59V139H57V138H55V137H53L55 140H60ZM63 137V138H64ZM109 137V136H108ZM113 137V136H112ZM121 137V136H120ZM131 137V136H130ZM145 137V136H144ZM152 137V136H151ZM157 137V136H156ZM155 137V138H156ZM162 137H160V138H162ZM168 137V136H167ZM173 137V136H172ZM190 137V136H189ZM198 137V136H197ZM63 138H61L62 140L59 142V141H56V143L57 142H59V143H57L56 145L58 146V144H60V146L62 145V141L64 142H66V140L68 139L69 140V137L68 138H66V140L64 139L63 140ZM86 138V137H85ZM111 138V137H110ZM109 138V139H110ZM133 137H131V139H132ZM136 138V137H135ZM159 137H158V139H160ZM163 138V139H164ZM168 138H170L171 139V136L170 137H168ZM15 140H16V137L14 138ZM112 140H113V138H111ZM130 139V138H129ZM147 139V138H146ZM150 139V138H149ZM152 139V138H151ZM154 139V138H153ZM153 139H152V141H153ZM163 139H161V140H163ZM185 139V138H184ZM14 140V141H15ZM17 140H19L18 138H17ZM46 140V139H45ZM53 140V139H52ZM54 140V141H55ZM67 140V141H68ZM134 140V139H133ZM135 140H138V139H135ZM139 140H141V139H139ZM143 140H144V138H143ZM165 140V139H164ZM253 140V139H252ZM53 141V142H54ZM69 141H71V139L69 140ZM69 141L67 142V143H69ZM151 141V142H152ZM155 141V140H154ZM172 141V140H171ZM180 141V140H179ZM186 142L185 143H187V142H189V141H187V140H185ZM250 141V140H249ZM15 142H17V141H15ZM19 142V141H18ZM72 142V141H71ZM111 142H113V141H111ZM131 142H133V141H131ZM130 142V143H131ZM157 142H159V141H157ZM157 142H155V143H157ZM248 142V141H247ZM257 142V141H256ZM10 143H11V141H10ZM9 143V144H10ZM20 143H23V142H20ZM19 143V144H20ZM47 143V142H46ZM51 143V142H50ZM114 143L115 144H119L118 142L116 143V141L114 140ZM122 143V145H123V142H121ZM135 143V142H134ZM138 143H139V141H138ZM182 143H183V140H182ZM250 143H251V141H250ZM8 144V145H9ZM54 144L55 143H53V146H54ZM66 143H63V146L65 145ZM113 143H111V145H112ZM136 144V143H135ZM135 144H134V146H135ZM7 145V144H6ZM12 145V144H11ZM46 145H48V144H46ZM50 145V144H49ZM137 145H139V144H136V146ZM141 146H143L144 147V145L143 144H140ZM164 145V144H163ZM196 145V144H195ZM17 146V145H16ZM26 146V145H25ZM60 146H58V147H60ZM69 146H70V144H69ZM73 146V145H72ZM72 146H70L71 147V149L73 148ZM125 146H127V147H130L129 145H125ZM132 146H133V144H132ZM131 146V147H132ZM135 146V147H136ZM140 146V147H141ZM145 146L146 147H149L148 145H146L145 144ZM184 146V145H183ZM190 146H191V144H190ZM237 146V145H236ZM20 147V146H19ZM58 147H56V149L58 148ZM117 147V146H116ZM115 147V148H116ZM124 147V146H123ZM130 147V148H131ZM161 147V146H160ZM182 146H180L179 148H181ZM186 147V146H185ZM191 147H194V144H193V146H191ZM196 147H198L197 145H196ZM8 148V147H7ZM50 148H55V147H50ZM50 148H48V149H50ZM126 148V147H125ZM133 148V147H132ZM177 148V147H176ZM189 148V147H188ZM35 149H37V148H35ZM43 149V148H42ZM61 149H65L64 147L62 148V147H60V151H58V152H61ZM74 149L75 148H73V150L72 151H74ZM100 149V148H99ZM128 149V148H127ZM145 149V148H144ZM154 149V148H153ZM163 149V148H162ZM182 149V148H181ZM181 149L179 150L180 152H181ZM184 149V148H183ZM187 149V148H186ZM185 149V150H186ZM196 149V148H195ZM199 149V148H198ZM29 150V149H28ZM38 150H39V148H38ZM40 150H41V147H40ZM67 150V149H66ZM190 150V149H189ZM43 151V150H42ZM51 151V150H50ZM53 151H55V149L53 150ZM57 151V150H56ZM69 151H71L70 149H69ZM187 151V150H186ZM43 152H45V151H43ZM48 151H46V153H47ZM65 152H67V151H65ZM80 152V151H79ZM103 152V151H102ZM172 152V151H171ZM197 152V151H196ZM199 152V151H198ZM197 152V153H198ZM42 153V152H41ZM54 153V155H55V152H53ZM57 153V152H56ZM74 153H78V152H76V149H75V151H74ZM186 153V152H185ZM192 153H194V152H192ZM48 154H49V152H48ZM57 154H59V156H60V153H57ZM63 154V153H62ZM67 154H69V155H67L66 157L69 159V157L70 158H74V154H72V153H67ZM53 155V154H52ZM64 155V154H63ZM62 155V156H63ZM78 155V154H77ZM82 155V154H81ZM69 156V157H68ZM80 156V155H79ZM77 158V157H76ZM122 158V157H121ZM67 159V160H68ZM115 159H117V158H115ZM124 159V158H123ZM125 160H127V159H125ZM127 161H129V160H127ZM133 161H135V160H133ZM262 163V162H261ZM261 168V167H260ZM264 168V167H263ZM262 170V169H261ZM260 171V170H259ZM176 176L178 177V180L179 181H188V179L190 178V176H185V175H177V173H176ZM4 179V178H3ZM2 179V180H3ZM6 179V178H5ZM11 180V179H10ZM13 180V179H12ZM103 180H108V179H104L103 178ZM193 180V179H192ZM6 182H7V180H5ZM19 181V180H18ZM56 181V180H55ZM108 181H110V180H108ZM114 181V180H113ZM259 181V180H258ZM11 182V181H10ZM15 182V181H14ZM17 182V181H16ZM23 182V181H22ZM58 182H59V180H58ZM191 182V181H190ZM193 182V181H192ZM252 182V181H251ZM261 182V181H260ZM114 183V182H113ZM108 185V184H107ZM118 185V184H117ZM13 186V185H12ZM15 186V185H14ZM111 186V185H110ZM109 186V187H110ZM115 186V185H114ZM128 186V185H127ZM119 187V186H118ZM113 188V187H112ZM186 188V187H185ZM262 188V187H261ZM264 188V187H263ZM3 190H4V188H2ZM8 189H10V188H8ZM109 189V188H108ZM107 189V190H108ZM16 190V189H15ZM20 190V189H19ZM51 190V189H50ZM50 190H48L49 192H50ZM71 190V189H70ZM113 190V189H112ZM2 191V190H1ZM48 191L46 190V191H44V192H47L48 193ZM52 191V193H48L49 195H50V197H51V194L53 195V190H51ZM59 191V190H58ZM94 191V190H93ZM114 191V190H113ZM6 192V191H5ZM4 192V193H5ZM12 190H9V191H7L6 192V196H12L13 194H12ZM18 192H20V191H17V193ZM177 192V191H176ZM180 192V191H179ZM3 193V194H4ZM43 193V192H42ZM41 193V194H42ZM47 193H45V194H43V195H46V197H47ZM55 193V192H54ZM59 193V192H58ZM60 193H61V191H60ZM2 194V195H3ZM10 194H12V195H10ZM21 194V193H20ZM177 194V193H176ZM16 195H19V193L18 194H16ZM180 195V194H179ZM5 196V195H4ZM4 196H2L3 198H4ZM37 196H40L41 197V195L39 194V195H37ZM54 196H56L57 197V193L54 195ZM181 196V195H180ZM7 197V198H8ZM42 197H45V196H42ZM41 197V198H42ZM46 197H45V200H46ZM60 197V196H59ZM87 197V196H86ZM144 197V196H143ZM142 197V198H143ZM146 197V196H145ZM2 198V199H3ZM6 198V199H7ZM39 199V200H35V198L34 199H30V200H23V201H19V202H17V201H15V203H13L12 205H10V206H4V204L1 202V204H0V233L2 232V231H5V232H7V233H9V232H14L15 234H21L22 235V233H23V230L24 231H33V233H39L38 231H40L42 234H44V235H49V234H64V233H66V231H68L69 232V230L71 231L70 233H72L73 231L75 232V233H80V234H84V233H86V232H94V233H97V234H102L103 232L105 233L106 231H110V230H112L114 233L116 232V234H117V237H118V246L121 248V243H122V241L124 240V239H126L128 236H132V234H142V235H145V234H147V233H150V231H148V230H150L151 228L153 229V227H155V226H157L158 228H161V229H158L160 232H158L159 234H158V236H165L164 234H161V232L162 233H165V234H167L166 236L168 237V236H176V235H180V234H186L185 232H186V229L187 228H185V230H183L182 228V226H181V224H179L178 222H177V220L176 221H174V220H172L173 218H174V215H173V217H168L169 215H166V213H168V212H164L165 214H160V215H158V216H155V215H157L156 213H153V214H155L154 216L152 215H150L151 214V212H150V209L152 210V206L150 207V206H148V207H144V206H142V205H140L141 203V201H140V199H130V200H127V202L126 203H122V201L120 202L118 199H116L115 198V200H117V201H115V200H112V201H109V202H107L106 204H96V203H94L93 201H92V199L90 198V197H87L86 199H84L83 200V204H82V202H81V204H80V202L78 201H75V200H72L73 202H69L68 203V205H70V207L69 206H67V204H65L66 205V207L67 208H71L72 207V209L74 208V213H72V209H69L70 211H71V214L69 213L70 211H68V209L64 206V203L66 202H64V200H63V204H62V201L60 202L59 201V203H56V205H53L52 206V208H49V207H51V204L52 203H50V198H49V196L47 197V198H49V199H47V201H45L44 199L42 200V199ZM62 198H63V196H62ZM61 198V199H62ZM66 198V197H65ZM181 198V197H180ZM1 199V198H0ZM54 198H52V200H53ZM57 199V198H56ZM126 199V198H125ZM127 199H129V198H127ZM147 198H145L144 200H146ZM5 200V199H4ZM42 200V201H41ZM49 200V201H48ZM9 201V200H8ZM13 201V200H12ZM5 202V201H4ZM49 202V203H48ZM53 202V201H52ZM55 202V201H54ZM149 202V201H148ZM253 202V201H252ZM257 202V201H256ZM255 203V202H254ZM50 205L49 207H47L48 205ZM225 204V203H224ZM227 204V203H226ZM247 204V203H246ZM251 204V203H250ZM249 204V205H250ZM260 204V203H259ZM144 205V204H143ZM146 205V204H145ZM218 205V204H217ZM220 205V204H219ZM239 205V204H238ZM241 205V204H240ZM253 205V204H252ZM54 206H56V207H54ZM147 206V205H146ZM254 206V205H253ZM260 206V205H259ZM262 206H264V205H262ZM239 207H241V209H239V211L241 210L242 211V206H238V208ZM243 207H245V206H243ZM250 207V206H249ZM62 208H66L67 210L66 211H68V213L70 214V215H68V214H65L64 213V210H63V212L61 211L62 210ZM75 208L76 209H78L77 211H75ZM230 208V207H229ZM235 208H237V207H235ZM246 208V207H245ZM251 208V207H250ZM249 208V209H250ZM259 208V207H258ZM262 209H264L263 207H261ZM215 209V208H214ZM218 209V208H217ZM219 209H221V208H219ZM225 209H226V207H225ZM254 209H256V208H254ZM254 209L252 210V211H254ZM154 210V209H153ZM208 210V209H207ZM144 211H149L150 212V214H149V212H148V214L150 215V216H148V218H146V216H143V212ZM155 211H157V210H155ZM154 211V212H155ZM190 211V210H189ZM204 211V210H203ZM221 211V210H220ZM240 211V212H241ZM243 211H248V207L245 209V210H243ZM242 211V212H243ZM250 211V210H249ZM248 211V212H249ZM64 213V214H62V213ZM158 212V211H157ZM222 212V211H221ZM226 212V211H225ZM230 212V211H229ZM231 212H233V211H231ZM255 212V211H254ZM258 212V211H257ZM260 212V211H259ZM196 213H198L199 214V212H196ZM236 213V212H235ZM244 213V212H243ZM145 214V213H144ZM169 214V213H168ZM203 213H201V215H202ZM147 215V214H146ZM179 215H182V214H179ZM188 215V214H187ZM193 215V214H192ZM192 215L190 216L191 218H192ZM200 215V214H199ZM218 215H219V213H218ZM232 215V214H231ZM251 215V214H250ZM170 216H171V214H170ZM177 217H178V215H176ZM197 217L196 216V214L195 215H193V217ZM239 216V215H238ZM150 217H152V218H150ZM209 217V216H208ZM208 217H206L207 218V221H205L204 222V224L206 223V224H209V219H208ZM215 217V216H214ZM226 217V216H225ZM243 217V216H242ZM172 218V219H171ZM176 218V217H175ZM174 218V219H175ZM185 219L186 217H185V215H184V217L182 216V218H181V220L182 219ZM204 218V217H203ZM211 218V217H210ZM216 218V217H215ZM255 218V217H254ZM193 219V218H192ZM200 219V218H199ZM214 219V218H213ZM230 218H227L226 220H229ZM234 219V218H233ZM240 219V218H239ZM238 219V220H239ZM245 219H247V218H245ZM244 219V220H245ZM253 219V218H252ZM263 219L264 218H262V219H258V221L261 223V220H262V223H263ZM201 220H203V219H201ZM206 220V219H205ZM217 220H219V219H217ZM224 220V219H223ZM232 219H230L229 221H231ZM235 220H237L236 218L234 219V220H232V223H233V221H235ZM243 220V223L245 222V224H246V222H249L250 220L248 219V220H246V221H244ZM254 221H255V219H253ZM183 221V220H182ZM188 221H189V219H188ZM198 221V220H197ZM204 221V220H203ZM252 221V220H251ZM184 222H186V220L184 221ZM190 222V221H189ZM188 222V223H189ZM192 222V224H193V220L191 221ZM196 222V221H195ZM200 222H202V221H200ZM200 222H199V224H200ZM208 222V223H207ZM214 223H215V221H213ZM219 222H220V220H219ZM219 222H217V223H219ZM222 222H224L225 223V225L227 226L228 225V223L226 224V222H225V220L224 221H221L220 223H219V225H224V224H222ZM242 222V221H241ZM257 222V221H256ZM256 222H255V224H256ZM259 222H257V223H259ZM236 223H240V222H238V221H236ZM243 223H240V224H243ZM187 224V223H186ZM192 224H190V225H192ZM196 224V223H195ZM198 224V223H197ZM211 224L214 226V224L211 222ZM211 224H209L210 225V227H211ZM248 224V223H247ZM246 224V225H247ZM202 225H203V222H202ZM208 225V226H209ZM215 225H217L216 223H215ZM238 225V224H237ZM254 224H252V226H253ZM258 225V224H257ZM195 226V225H194ZM230 225H228V227H229ZM235 226V225H234ZM234 226H230V227H234ZM239 226H241V225H238V228H239ZM251 226V225H250ZM255 226V225H254ZM253 226V227H254ZM156 227V228H157ZM186 227V226H185ZM193 227V225L191 226V228ZM197 229H199V227L201 228L202 226H195ZM204 227V226H203ZM207 227V226H206ZM216 227L217 226H215V230H217L216 229ZM224 227V231H225V226H223ZM227 227V228H228ZM229 227V228H230ZM237 226H235L234 228H236ZM243 226H241V228H242ZM253 227H251V228H253ZM256 227V226H255ZM262 227H264L263 225H262ZM149 228V229H148ZM190 228V227H189ZM190 228V229H191ZM195 228V229H196ZM214 229V227H211V229ZM217 228H219V227H217ZM229 228H228V231H229ZM233 228V229H234ZM244 228H245V225H244ZM247 228L248 227H246V229H243V230H247ZM258 228V227H257ZM23 229V230H22ZM32 229H34V230H32ZM193 229V228H192ZM232 229V230H233ZM237 229V228H236ZM10 230V231H9ZM165 230V231H164ZM194 230V229H193ZM209 230H210V228H209ZM214 230V231H215ZM219 231H220V233H221V230L222 229H218ZM241 230L242 229H240V232H241ZM9 231V232H8ZM37 231V232H36ZM156 231V230H155ZM195 231V230H194ZM194 231H192V232H194ZM203 231V230H202ZM205 231H207L206 229H205ZM219 231H217L218 233H219ZM156 232V233H157ZM190 232V231H189ZM188 232V233H189ZM200 232V231H199ZM208 232V231H207ZM232 232V231H231ZM231 232H230V234H231ZM246 232V231H245ZM103 233V234H104ZM152 233V232H151ZM150 233V234H151ZM187 233V235H190V234H188ZM201 233V232H200ZM203 233H204V231H203ZM215 233H216V231H215ZM224 233V232H223ZM41 234V235H42ZM194 234V233H193ZM192 234V235H193ZM209 234V233H208ZM229 234V233H228ZM153 235H155V234H153ZM186 235V236H187ZM197 235V234H196ZM202 235H206L205 233L204 234H201V236ZM218 235V234H217ZM226 235V234H225ZM240 235H241V233H240ZM239 235V236H240ZM134 236V235H133ZM132 236V237H133ZM165 236V237H166ZM191 236V235H190ZM203 236V237H204ZM207 236H209V235H207ZM231 236V235H230ZM229 236V237H230ZM244 236V235H243ZM212 238H211V240H213V238H215L214 236H213V234H212V236H211ZM222 237V236H221ZM229 237H228V239H229ZM245 237V236H244ZM260 237V236H259ZM258 237V238H259ZM264 237V236H263ZM263 237H261V238H263ZM200 238V237H199ZM220 238V237H219ZM224 238V237H223ZM222 238V239H223ZM233 238V240H234V236H232L231 237V239ZM237 238H238V236H237ZM135 239V238H134ZM208 239H210V236L208 237ZM264 239V238H263ZM120 240V241H119ZM217 240V239H216ZM220 240H221V238H220ZM230 240V239H229ZM259 240V239H258ZM210 241V240H209ZM213 241H215V240H213ZM263 240H261V242H262ZM212 242V241H211ZM219 242V241H218ZM221 242H222V240H221ZM255 242V241H254ZM257 242V241H256ZM264 242V241H263ZM217 242L215 241V243H213L212 242V244H215V245H217L216 244ZM220 243V242H219ZM231 243H233L232 241H231ZM230 243V244H231ZM242 243V242H241ZM238 244V243H237ZM236 244V245H237ZM35 245H36V243H35ZM96 245V244H95ZM209 245V244H208ZM211 245V244H210ZM209 245V246H210ZM215 245H212V246H215ZM234 245V244H233ZM235 245V246H236ZM246 245V244H245ZM255 245V244H254ZM239 246V245H238ZM237 246V247H238ZM262 245H260V247H261ZM264 246V245H263ZM217 247H218V245H217ZM241 246H239V248H240ZM244 248H245V246H243ZM251 247V246H250ZM92 248V252H94V247H91ZM90 248V249H91ZM211 248H214V247H211ZM249 248V247H248ZM254 248V247H253ZM259 248V247H258ZM215 249H216V247H215ZM233 249H235V248H233ZM241 249V248H240ZM239 249V250H240ZM246 249V251H247V248H245ZM261 249H263L262 247L260 248V250ZM96 250V249H95ZM236 250V249H235ZM244 250V249H243ZM250 250V249H249ZM253 250V249H252ZM91 251V250H90ZM254 251V250H253ZM32 252H33V244H22V243H19V242H0V264H32ZM231 252V251H230ZM244 252V251H243ZM243 252H241V253H243ZM255 253V252H254ZM248 254V253H247ZM245 255V254H244ZM106 258H111V257H113V253H112V251H111V253H109V254H107L106 256H105ZM138 260H140V259H137L136 261H138ZM209 261V260H208ZM123 264H130V263H128V261L127 260H125L124 259V261L122 262ZM215 263V262H214ZM256 264H264V258H262L258 263H256Z\"/></svg>",
  "mask_w": 264,
  "mask_h": 264
},
{
  "label": "crops",
  "instance_id": "crops-1",
  "mask_svg": "<svg viewBox=\"0 0 264 264\" xmlns=\"http://www.w3.org/2000/svg\"><path fill=\"white\" fill-rule=\"evenodd\" d=\"M78 241H85V243L76 245L36 244L33 246L32 264H122V259L127 260L129 256L119 252L120 263L113 257L106 258L105 256L111 253L110 247L113 245L108 244L105 238ZM91 247H94V252Z\"/></svg>",
  "mask_w": 264,
  "mask_h": 264
},
{
  "label": "built area",
  "instance_id": "built-area-1",
  "mask_svg": "<svg viewBox=\"0 0 264 264\" xmlns=\"http://www.w3.org/2000/svg\"><path fill=\"white\" fill-rule=\"evenodd\" d=\"M88 134H89V137L88 139L89 140H95V137H96V134H95V129H88Z\"/></svg>",
  "mask_w": 264,
  "mask_h": 264
}]
</instances>
